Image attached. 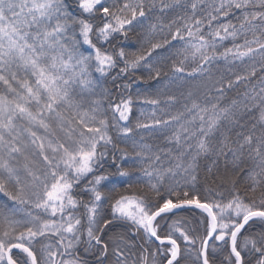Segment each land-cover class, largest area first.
<instances>
[{"label": "snow or ice", "instance_id": "obj_1", "mask_svg": "<svg viewBox=\"0 0 264 264\" xmlns=\"http://www.w3.org/2000/svg\"><path fill=\"white\" fill-rule=\"evenodd\" d=\"M0 264H264V0H0Z\"/></svg>", "mask_w": 264, "mask_h": 264}, {"label": "trees", "instance_id": "obj_2", "mask_svg": "<svg viewBox=\"0 0 264 264\" xmlns=\"http://www.w3.org/2000/svg\"><path fill=\"white\" fill-rule=\"evenodd\" d=\"M175 13H170L169 16L170 17H174ZM237 15H239L237 13ZM233 22L235 23V19H233ZM139 34V30H137V33H134L133 36H134V39H135V36ZM225 46H231L229 42H225ZM228 67H232L231 65H228L226 64L225 62H220L216 68L214 69L216 71V74L217 75H229L228 72H227V68ZM234 71H237V72H240V71H243V66L240 65V64H237L235 67H234ZM127 82V81H125ZM253 84L256 83L255 80L252 81ZM199 84V81H192L190 82L189 84H180L178 82H173L169 85V88L167 89V91L169 92V94H175L177 96L180 95V93L182 92H186L188 88L190 87H193V86H196ZM106 86L108 88H112V84L111 82L109 81ZM122 90V89H121ZM133 91H135V86H133ZM142 91H146V92H151L152 89H141ZM239 91H243L244 90V86H241L239 89ZM230 96H234L235 93L232 92V93H229ZM140 107H145L143 105H139V106H134V116L135 117H138L139 116V108ZM177 107H180V105H177ZM143 136L145 138V141L150 143V144H153V145H161L162 146V137L158 134V133H152V134H149L147 132H143L141 131L136 139L139 140L140 137ZM118 144H119V147L120 148H127L129 150V152L132 151V146H131V142H128V143H123V142H120L119 140L116 141ZM117 155H119V153H117ZM109 171L111 172H115V168H110ZM184 215H189L187 213H185ZM145 247H147V245H145ZM83 255V254H82ZM86 259H89L90 261L93 259V257L91 255L85 257Z\"/></svg>", "mask_w": 264, "mask_h": 264}]
</instances>
